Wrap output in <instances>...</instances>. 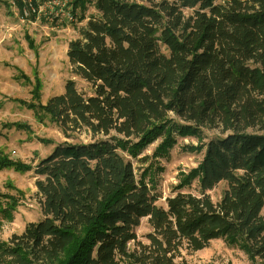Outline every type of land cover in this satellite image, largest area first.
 I'll use <instances>...</instances> for the list:
<instances>
[{
	"label": "trees",
	"instance_id": "obj_1",
	"mask_svg": "<svg viewBox=\"0 0 264 264\" xmlns=\"http://www.w3.org/2000/svg\"><path fill=\"white\" fill-rule=\"evenodd\" d=\"M26 1L15 0L21 11ZM67 5L74 20L87 19L67 58L91 93L69 81L63 94L30 108L67 139L82 131L111 139L64 143L39 162L43 218L0 241V264H177L183 251L219 239L264 264V0ZM89 7L96 15L87 16ZM203 129L223 136L193 148L202 161L159 206L153 185L120 151L136 158L161 139V156L176 136ZM194 181L197 193L185 192ZM221 183L227 188L215 202L210 192ZM12 204H0L7 218ZM144 219L146 243L137 236Z\"/></svg>",
	"mask_w": 264,
	"mask_h": 264
},
{
	"label": "rangeland",
	"instance_id": "obj_2",
	"mask_svg": "<svg viewBox=\"0 0 264 264\" xmlns=\"http://www.w3.org/2000/svg\"><path fill=\"white\" fill-rule=\"evenodd\" d=\"M68 1L36 0L39 12L24 18V9L21 11L15 0H0V204L6 208L13 203L8 210L10 218L0 212L1 242L22 234L29 223L43 218L35 186L40 178L36 168L42 159L64 143L111 139L103 135L92 137L85 131L67 139L48 116L30 108L45 105L52 96L63 94L69 81H74L82 94L91 93L90 85L72 74L67 58L69 43L80 37L79 31L87 23V19L81 23L70 20ZM96 13L89 7L87 16ZM37 94L39 100L34 98ZM222 136L218 129H203L197 137L176 136L174 146L161 156H156L161 139L142 148L136 158L129 156L128 150L120 153L132 162L137 177L145 175L146 181L153 185L158 205L166 207L165 200L175 195L182 175L196 169L203 159V152L193 148ZM9 163L13 166L7 167ZM15 165H21L22 170ZM192 185L185 192L196 194V181ZM226 188V183L219 184L210 192L212 200L219 201ZM151 231L148 220H142L137 229L138 239L146 243ZM177 264L257 263L241 247L219 239L201 251H183Z\"/></svg>",
	"mask_w": 264,
	"mask_h": 264
},
{
	"label": "built area",
	"instance_id": "obj_3",
	"mask_svg": "<svg viewBox=\"0 0 264 264\" xmlns=\"http://www.w3.org/2000/svg\"><path fill=\"white\" fill-rule=\"evenodd\" d=\"M39 11L37 10V8L33 5L31 0H28L26 2L24 11H23V17L24 18H28L31 16H35ZM68 16L70 17V20H73L72 16L70 13H68Z\"/></svg>",
	"mask_w": 264,
	"mask_h": 264
}]
</instances>
